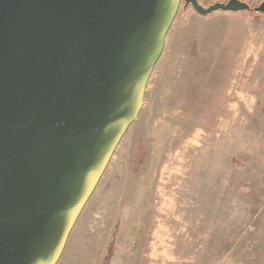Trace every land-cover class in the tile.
Here are the masks:
<instances>
[{"label":"rangeland","instance_id":"obj_1","mask_svg":"<svg viewBox=\"0 0 264 264\" xmlns=\"http://www.w3.org/2000/svg\"><path fill=\"white\" fill-rule=\"evenodd\" d=\"M56 264H264V16L180 3Z\"/></svg>","mask_w":264,"mask_h":264},{"label":"water","instance_id":"obj_2","mask_svg":"<svg viewBox=\"0 0 264 264\" xmlns=\"http://www.w3.org/2000/svg\"><path fill=\"white\" fill-rule=\"evenodd\" d=\"M0 0V264H56L123 134L180 3Z\"/></svg>","mask_w":264,"mask_h":264},{"label":"crops","instance_id":"obj_3","mask_svg":"<svg viewBox=\"0 0 264 264\" xmlns=\"http://www.w3.org/2000/svg\"><path fill=\"white\" fill-rule=\"evenodd\" d=\"M199 2V4H201L202 6H208L210 5L211 3L215 2V1H226V0H197ZM246 2H248L250 5H252L251 3H253V1H258V0H244ZM191 6V5H189ZM216 12H221L223 14H231V15H245V16H257V17H263L264 16V13H261V12H255V11H251V10H239V11H222V10H217V11H214V13ZM213 13V12H212ZM211 14V13H209ZM246 29L248 31H253L254 30V27L250 26V27H246ZM84 208V207H83ZM73 228V227H72ZM72 230V229H71ZM71 232V231H70ZM70 234V233H69ZM69 236V235H68ZM68 239V238H67Z\"/></svg>","mask_w":264,"mask_h":264},{"label":"flooded vegetation","instance_id":"obj_4","mask_svg":"<svg viewBox=\"0 0 264 264\" xmlns=\"http://www.w3.org/2000/svg\"><path fill=\"white\" fill-rule=\"evenodd\" d=\"M189 6V5H188Z\"/></svg>","mask_w":264,"mask_h":264}]
</instances>
